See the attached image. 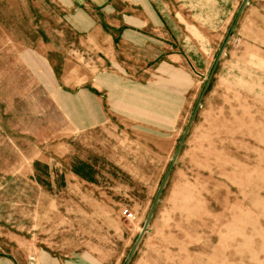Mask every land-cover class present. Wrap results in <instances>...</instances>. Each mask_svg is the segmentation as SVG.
I'll use <instances>...</instances> for the list:
<instances>
[{"label": "rangeland", "instance_id": "obj_1", "mask_svg": "<svg viewBox=\"0 0 264 264\" xmlns=\"http://www.w3.org/2000/svg\"><path fill=\"white\" fill-rule=\"evenodd\" d=\"M244 1L0 0V254L125 264L189 126L128 264H264V0Z\"/></svg>", "mask_w": 264, "mask_h": 264}, {"label": "water", "instance_id": "obj_2", "mask_svg": "<svg viewBox=\"0 0 264 264\" xmlns=\"http://www.w3.org/2000/svg\"><path fill=\"white\" fill-rule=\"evenodd\" d=\"M247 2H248V0H245V1H244L243 7H242V9H241V11H240L239 14H241V12H242L243 8L245 7V5L247 4ZM217 63H218V60L216 61L215 65H214V67H213V69H212V71H211V74H210V76H209V79H210L211 76L213 75L214 70H215V68H216V66H217ZM207 84H208V83H207ZM206 87H207V85H206ZM202 94H203V93H202ZM199 102H200V101H199ZM188 130H189V126L186 128V130H185V132H184V135H183V137H182V139H181V141H180V143H179V145H178V148H177V150H176V153H175V155H174L173 161H172V163H171V165H170V167H169V170H168V172H167V174H166V176H165V178H164V181H163L162 186H161V188H160V190H159V192H158V195H157V197H156V199H155V201H154V203H153V205H152V208H151V210H150V212H149V214H148V217H147V219H146V221H145V223H144V226H143V228H142V231H141V233H140V235H139V237H138V239H137V241H136V243H135V245H134V247H133V249H132V251H131V253H130V256H129L128 259L126 260V263H125V264H128L129 261L131 260L132 255L134 254V252H135L137 246L139 245V243H140L142 237L144 236L145 232H146L147 229H148V226H149L150 220H151V218H152V215H153V212H154V210H155V207H156V205H157V203H158V201H159V198H160V195H161L162 190H163V188H164L165 182L167 181V178H168V176H169V174H170V171H171V169H172V167H173V165H174V163H175V161H176V159H177V156H178V154H179V152H180V149H181V147H182V145H183V142H184L185 136H186L187 133H188Z\"/></svg>", "mask_w": 264, "mask_h": 264}, {"label": "crops", "instance_id": "obj_3", "mask_svg": "<svg viewBox=\"0 0 264 264\" xmlns=\"http://www.w3.org/2000/svg\"><path fill=\"white\" fill-rule=\"evenodd\" d=\"M37 256L41 262V264H79L77 262L71 261L68 259L67 261H61L54 259L49 256V254L43 249L37 250ZM22 263V254L19 253L18 257L12 254H0V264H21Z\"/></svg>", "mask_w": 264, "mask_h": 264}, {"label": "built area", "instance_id": "obj_4", "mask_svg": "<svg viewBox=\"0 0 264 264\" xmlns=\"http://www.w3.org/2000/svg\"><path fill=\"white\" fill-rule=\"evenodd\" d=\"M123 215H124L127 219L134 218V214H133L129 209H125V210H123Z\"/></svg>", "mask_w": 264, "mask_h": 264}]
</instances>
